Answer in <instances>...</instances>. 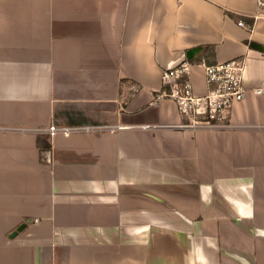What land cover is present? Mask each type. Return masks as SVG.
<instances>
[{
	"label": "crops",
	"instance_id": "1",
	"mask_svg": "<svg viewBox=\"0 0 264 264\" xmlns=\"http://www.w3.org/2000/svg\"><path fill=\"white\" fill-rule=\"evenodd\" d=\"M257 2L0 0V264H264ZM232 59L229 126L183 128L164 71ZM52 124L111 128L15 130Z\"/></svg>",
	"mask_w": 264,
	"mask_h": 264
},
{
	"label": "built area",
	"instance_id": "2",
	"mask_svg": "<svg viewBox=\"0 0 264 264\" xmlns=\"http://www.w3.org/2000/svg\"><path fill=\"white\" fill-rule=\"evenodd\" d=\"M257 3L259 10L257 16H262V13H264V0H258ZM238 25L248 30L251 29L243 20H240ZM198 66L202 68L207 84V92L204 95H198L195 92L193 82L189 76L192 63L184 61L178 66L164 71V84L169 88V91L162 92L159 98H168L175 103L184 120L181 124L183 128L192 130L227 128L234 104L243 100L248 92L244 85V62L243 60L232 59L210 65L202 61ZM256 91L261 93V90ZM110 128H69L52 124L43 129L17 128L15 130L44 132L54 140L60 134Z\"/></svg>",
	"mask_w": 264,
	"mask_h": 264
},
{
	"label": "rangeland",
	"instance_id": "3",
	"mask_svg": "<svg viewBox=\"0 0 264 264\" xmlns=\"http://www.w3.org/2000/svg\"><path fill=\"white\" fill-rule=\"evenodd\" d=\"M220 245V244H219ZM224 245H226L224 242H221V246L223 247V249H225V250H233V247H231V246H224ZM247 253H245V254H247L248 256L247 257H249V258H253L254 257V249H253V246H252V248H250V249H247V251H246ZM222 258H223V260H225V255H222ZM224 262V261H223ZM236 262V261H235Z\"/></svg>",
	"mask_w": 264,
	"mask_h": 264
},
{
	"label": "trees",
	"instance_id": "4",
	"mask_svg": "<svg viewBox=\"0 0 264 264\" xmlns=\"http://www.w3.org/2000/svg\"><path fill=\"white\" fill-rule=\"evenodd\" d=\"M250 22H251L250 25H251V27H252V26H253V23H254V19L251 20ZM258 46H260L261 48H257V47H254V48H256V49H258V50L264 52V49H263L264 46H261V45H259V44H258ZM189 62L192 63L193 61L191 62V60H190ZM193 63H194V62H193ZM208 64L213 65V64H216V63L208 62ZM164 86H165V87H164V91H169V88H168L166 85H164ZM164 91H163V92H164Z\"/></svg>",
	"mask_w": 264,
	"mask_h": 264
},
{
	"label": "water",
	"instance_id": "5",
	"mask_svg": "<svg viewBox=\"0 0 264 264\" xmlns=\"http://www.w3.org/2000/svg\"><path fill=\"white\" fill-rule=\"evenodd\" d=\"M253 47L261 48L258 44H252ZM264 49V48H263Z\"/></svg>",
	"mask_w": 264,
	"mask_h": 264
}]
</instances>
